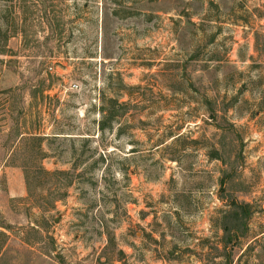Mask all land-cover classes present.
<instances>
[{
    "label": "rangeland",
    "instance_id": "rangeland-1",
    "mask_svg": "<svg viewBox=\"0 0 264 264\" xmlns=\"http://www.w3.org/2000/svg\"><path fill=\"white\" fill-rule=\"evenodd\" d=\"M0 30V264H224L231 199L264 264V0H0Z\"/></svg>",
    "mask_w": 264,
    "mask_h": 264
},
{
    "label": "trees",
    "instance_id": "trees-1",
    "mask_svg": "<svg viewBox=\"0 0 264 264\" xmlns=\"http://www.w3.org/2000/svg\"><path fill=\"white\" fill-rule=\"evenodd\" d=\"M2 38V32L0 30V39ZM5 39H8V35L6 34ZM7 47L0 46V53L3 55L7 54ZM117 105V106H116ZM121 106V107H120ZM118 108V110H117ZM124 105H119L111 101V110L107 111L108 115V122H112L115 120L119 114L123 115L126 111ZM106 112V111H105ZM100 129L102 131L107 129V126L104 124V121L100 123ZM109 125V124H108ZM215 159H221V155L219 152L216 151L214 153ZM222 160V159H221ZM225 181L222 179L221 185L223 186ZM254 214L252 205L249 203L239 202L237 199H231L227 203V210L222 212L220 217V226L219 228L223 231V237L221 241L222 251L221 257L224 258V264H233V253L235 248L239 247L240 245V238H245L246 234L249 232V221L251 220ZM243 234V235H242ZM256 239V240H255ZM261 241L254 238V241L249 244L243 254L239 257L238 262L239 264L242 262L243 258L254 251L256 245H258Z\"/></svg>",
    "mask_w": 264,
    "mask_h": 264
}]
</instances>
